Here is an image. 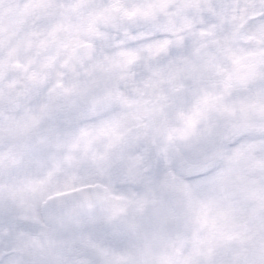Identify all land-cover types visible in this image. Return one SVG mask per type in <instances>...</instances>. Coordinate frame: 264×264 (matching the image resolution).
Listing matches in <instances>:
<instances>
[{
  "label": "clouds",
  "instance_id": "clouds-1",
  "mask_svg": "<svg viewBox=\"0 0 264 264\" xmlns=\"http://www.w3.org/2000/svg\"><path fill=\"white\" fill-rule=\"evenodd\" d=\"M0 264H264V0H0Z\"/></svg>",
  "mask_w": 264,
  "mask_h": 264
}]
</instances>
